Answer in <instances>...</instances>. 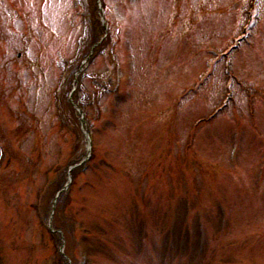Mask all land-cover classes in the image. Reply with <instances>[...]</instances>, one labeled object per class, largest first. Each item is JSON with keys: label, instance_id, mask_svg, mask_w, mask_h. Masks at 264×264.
Listing matches in <instances>:
<instances>
[{"label": "rangeland", "instance_id": "obj_1", "mask_svg": "<svg viewBox=\"0 0 264 264\" xmlns=\"http://www.w3.org/2000/svg\"><path fill=\"white\" fill-rule=\"evenodd\" d=\"M0 264H264V0H0Z\"/></svg>", "mask_w": 264, "mask_h": 264}]
</instances>
